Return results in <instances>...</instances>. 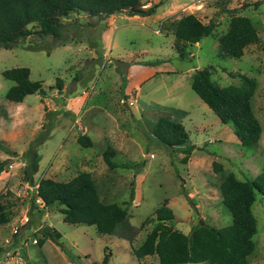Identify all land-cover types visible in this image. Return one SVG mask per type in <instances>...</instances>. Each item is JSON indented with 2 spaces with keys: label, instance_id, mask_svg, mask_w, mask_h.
Here are the masks:
<instances>
[{
  "label": "rangeland",
  "instance_id": "1",
  "mask_svg": "<svg viewBox=\"0 0 264 264\" xmlns=\"http://www.w3.org/2000/svg\"><path fill=\"white\" fill-rule=\"evenodd\" d=\"M149 1L143 0L146 5ZM160 1H152L158 3L159 14L170 0ZM179 3L183 4L177 12L161 20L152 15L111 14L109 28L110 15L72 13L62 20L59 39L31 34L12 49H0V143L10 151L0 148V160L9 161L0 174V193L12 204L11 220L0 225V264H43L34 242L42 225L61 235L57 242L45 245L52 264H102L104 254L110 255L108 264H159L155 255L139 260L132 250L151 231L152 217L164 203L174 213V228L185 234L200 223L214 228L231 223V212L218 189L222 177L232 172L238 179H252L264 170V0ZM226 7L248 16L259 35L241 58L216 55L218 37L228 26L230 15L220 12ZM192 11L205 23L214 21L216 28L193 48L192 57L182 60L169 36L170 22ZM113 59L132 68L121 73ZM12 67L29 68L30 79L42 83L45 96L30 94L21 104L8 101L4 94L13 82L3 78L2 71ZM206 67L218 85L237 84L242 74L256 79L252 108L262 132L255 146H242L231 127L222 124L192 90L193 71ZM137 82L139 88L126 100L120 86ZM158 116L182 121L189 142L170 152L156 141L151 131ZM43 125L48 133L37 147L40 161L35 181H66L81 171L89 172L102 202L127 207L126 217L112 233L64 222L56 209L29 214L37 184L32 187L21 181L22 157ZM81 134L92 139L91 147L79 144ZM189 145L194 147L183 162ZM108 146L115 149L116 160L137 167L110 169L103 160ZM214 161L222 164L221 172L213 171ZM37 201L41 207V200ZM252 213L257 231L247 264H264V196L256 197Z\"/></svg>",
  "mask_w": 264,
  "mask_h": 264
},
{
  "label": "trees",
  "instance_id": "2",
  "mask_svg": "<svg viewBox=\"0 0 264 264\" xmlns=\"http://www.w3.org/2000/svg\"><path fill=\"white\" fill-rule=\"evenodd\" d=\"M143 0H0V49H12L31 34L41 37L51 35L59 39L62 21L72 13L86 12L88 16L108 17L111 14L125 13L130 16H147L155 12L157 5L144 8ZM220 12L229 14L226 31L218 37L217 57L241 58L245 49L259 41V35L252 20L239 13L237 8H222ZM175 38L174 48L178 58H188L193 45L211 35L216 23H203L195 14L187 13L170 22ZM65 44V43H63ZM27 67H12L2 71V76L13 83L6 89L5 98L19 103L27 95L45 96L42 83L31 80ZM210 67L196 69L190 78V86L198 97L214 112L222 124L228 125L242 146L256 145L260 139L262 126L252 108V98L257 81L254 77L242 74L239 83L218 85L211 78ZM48 130L45 125L31 141L23 159L20 179L35 187L29 214L56 209L64 222L71 224L94 225L104 234L114 231L124 220L127 207L117 203H104L100 200L95 182L89 172L81 171L66 181L40 178L34 175L39 169L40 154L37 147L45 140ZM152 136L170 152L177 146L189 142L185 126L167 116H160L153 125ZM78 142L83 147L92 145L91 139L81 134ZM193 145L184 151L182 161L186 162ZM5 152L9 149L0 143ZM179 148V147H178ZM184 153V152H183ZM103 160L110 169L136 168L134 164L122 163L115 159V150L107 147ZM8 159L0 160V174L8 167ZM215 173L222 171V164L214 161ZM221 201L231 212V223L214 228L207 223L197 224L185 234L174 228V213L166 203L155 211L154 225L145 239L132 251L137 259L155 255L159 264H247L248 256L255 249L253 237L257 231L256 218L252 205L256 197L264 196V170L252 179H238L232 172L222 177L218 185ZM133 190L131 191V196ZM0 193V225L11 220V202ZM37 198L41 200V207ZM28 218V217H27ZM29 220V218H28ZM27 220V222H28ZM36 234L38 246L46 240L57 242L61 237L55 229L42 225ZM109 254H104L102 264H108ZM47 264V263H43Z\"/></svg>",
  "mask_w": 264,
  "mask_h": 264
},
{
  "label": "crops",
  "instance_id": "3",
  "mask_svg": "<svg viewBox=\"0 0 264 264\" xmlns=\"http://www.w3.org/2000/svg\"><path fill=\"white\" fill-rule=\"evenodd\" d=\"M151 1V0H150ZM148 2L147 3V5L145 4L144 5V8H148V7H150L151 5H152V1L153 2H156V1H160V0H152L151 2ZM168 1V0H167ZM161 3V1L159 2V4ZM183 3H179V0H170V2L168 3V4H166L165 5V8H163V11L159 14L157 11V9H158V7H159V5H158V3H153V5H157L156 6V8H155V12L153 13V14H151L152 16H154V18L153 19H160L161 20V18H164V17H166V16H170L171 14H173V12L175 13V9L176 8H178L179 6H181ZM164 6V5H163ZM178 11V10H177ZM176 11V12H177ZM194 11H192L191 13L192 14H194L193 13ZM114 15V14H113ZM113 15H110L109 16V21H110V24L108 25V28H109V26H111V22H112V19L114 18V16ZM151 15H147V16H151ZM140 15H134V17H138V18H140L139 17ZM180 17V16H179ZM179 17H177V18H179ZM176 19V18H175ZM201 20V19H200ZM202 21V20H201ZM203 22V21H202ZM203 23H205V22H203ZM160 32V31H159ZM158 32V33H159ZM169 36H172L173 37V40H175V38H174V36H173V34H169ZM200 41L199 42H196L195 44H194V46H193V48L195 47H199L200 46ZM113 46V45H112ZM250 46V45H249ZM173 47H174V41H173ZM193 48H192V51H191V53H190V57H192L193 56ZM175 49V48H174ZM176 51V50H175ZM130 68H132V67H130V65H129V67H128V71L130 70ZM120 75H122V74H120ZM138 84V82L137 83H135L132 87H127V88H125V85L124 84H122L120 87H121V94H123V96H127V94H130L132 91H134L136 88H139V86L137 85ZM128 99V96H127V98H126V100ZM126 100L124 99L122 102H123V105H125L126 106ZM23 102V101H22ZM22 102H19V103H16V104H21ZM13 103V102H12ZM105 115V114H104ZM160 116H158V118H159ZM181 123H182V121H181ZM189 133V132H188ZM89 137V136H88ZM90 138V137H89ZM91 139V138H90ZM91 141H92V139H91ZM93 142V141H92ZM89 147H91V146H89ZM88 147V148H89ZM115 150V149H114ZM115 153H116V151H115ZM53 179V178H52ZM55 180V179H54ZM59 181V180H58ZM47 242H50V240H46L45 242H44V244L42 245V246H38L39 247V251L42 253V256H43V258L45 259V263H47V264H52L50 261H49V259L47 258V255H46V251H45V245H46V243Z\"/></svg>",
  "mask_w": 264,
  "mask_h": 264
},
{
  "label": "water",
  "instance_id": "4",
  "mask_svg": "<svg viewBox=\"0 0 264 264\" xmlns=\"http://www.w3.org/2000/svg\"><path fill=\"white\" fill-rule=\"evenodd\" d=\"M115 64L116 70H119L121 73H126L128 71V63L120 60V59H113L112 60Z\"/></svg>",
  "mask_w": 264,
  "mask_h": 264
},
{
  "label": "built area",
  "instance_id": "5",
  "mask_svg": "<svg viewBox=\"0 0 264 264\" xmlns=\"http://www.w3.org/2000/svg\"><path fill=\"white\" fill-rule=\"evenodd\" d=\"M133 103H130V105H132ZM28 218L25 217V222H27ZM34 242H36V240H34Z\"/></svg>",
  "mask_w": 264,
  "mask_h": 264
}]
</instances>
